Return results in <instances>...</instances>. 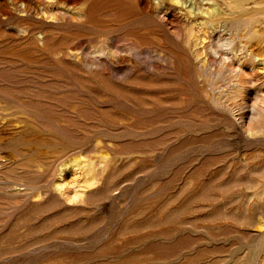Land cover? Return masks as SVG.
<instances>
[{"label":"rangeland","instance_id":"1","mask_svg":"<svg viewBox=\"0 0 264 264\" xmlns=\"http://www.w3.org/2000/svg\"><path fill=\"white\" fill-rule=\"evenodd\" d=\"M0 264H264V0H0Z\"/></svg>","mask_w":264,"mask_h":264},{"label":"bare ground","instance_id":"2","mask_svg":"<svg viewBox=\"0 0 264 264\" xmlns=\"http://www.w3.org/2000/svg\"><path fill=\"white\" fill-rule=\"evenodd\" d=\"M58 185H59V186H61L62 184H61V183H59Z\"/></svg>","mask_w":264,"mask_h":264}]
</instances>
